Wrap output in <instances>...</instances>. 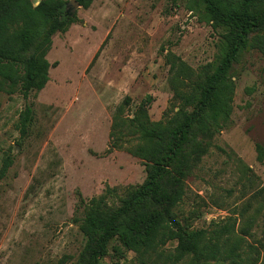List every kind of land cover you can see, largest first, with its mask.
<instances>
[{
    "label": "rangeland",
    "instance_id": "obj_1",
    "mask_svg": "<svg viewBox=\"0 0 264 264\" xmlns=\"http://www.w3.org/2000/svg\"><path fill=\"white\" fill-rule=\"evenodd\" d=\"M189 3L95 0L80 6L72 15L78 21L52 37L45 87L26 99L0 91V169L11 160L0 180V264H74L84 245V207L99 197L117 203L144 182L141 160L126 150L132 144L112 147V116L126 96L127 114L147 96L152 121L168 114L167 53L194 70L214 59L219 32L189 12ZM236 74L231 122L187 179L179 209L201 207L198 229L246 210L244 218L234 216L236 229L254 217L245 250L264 264V59L245 54ZM27 107L32 118L22 134ZM123 255L110 249L99 264H134L133 253Z\"/></svg>",
    "mask_w": 264,
    "mask_h": 264
},
{
    "label": "trees",
    "instance_id": "obj_2",
    "mask_svg": "<svg viewBox=\"0 0 264 264\" xmlns=\"http://www.w3.org/2000/svg\"><path fill=\"white\" fill-rule=\"evenodd\" d=\"M87 9L95 0H75ZM177 1V0H174ZM66 1L0 0V91L28 98L48 82L46 55L52 37L65 33L78 20L66 14ZM188 11L219 32L214 59L196 70L167 53L168 86L172 100L168 114L152 121V97L143 98L131 114V98L115 107L112 147L132 144L127 152L141 160L146 178L127 189L117 203L93 198L84 207L79 231L84 245L74 264H99L111 249L119 257L133 253L134 264H256L245 250L254 223L248 216L236 229L232 213L209 228H195L204 212L200 206L180 211L186 181L226 129L233 112L236 65L258 52L264 59V0H190ZM31 110L21 113V133L31 122ZM259 160L263 153L260 146ZM11 165L4 161L0 180ZM259 212V209L257 210ZM175 242L172 249L167 245ZM251 249V246H247Z\"/></svg>",
    "mask_w": 264,
    "mask_h": 264
},
{
    "label": "water",
    "instance_id": "obj_3",
    "mask_svg": "<svg viewBox=\"0 0 264 264\" xmlns=\"http://www.w3.org/2000/svg\"><path fill=\"white\" fill-rule=\"evenodd\" d=\"M80 7V5L75 1L71 0L68 4H66V14L71 17L76 8Z\"/></svg>",
    "mask_w": 264,
    "mask_h": 264
}]
</instances>
